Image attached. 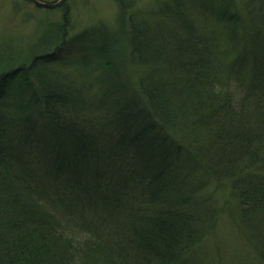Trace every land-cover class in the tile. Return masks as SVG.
Listing matches in <instances>:
<instances>
[{
	"label": "trees",
	"instance_id": "1",
	"mask_svg": "<svg viewBox=\"0 0 264 264\" xmlns=\"http://www.w3.org/2000/svg\"><path fill=\"white\" fill-rule=\"evenodd\" d=\"M211 2L223 54L216 28L150 27L126 4L77 36L70 72L45 65L67 30L27 62L0 53V264H204L219 178L250 226L236 256L264 264V0L242 34L233 1Z\"/></svg>",
	"mask_w": 264,
	"mask_h": 264
},
{
	"label": "rangeland",
	"instance_id": "2",
	"mask_svg": "<svg viewBox=\"0 0 264 264\" xmlns=\"http://www.w3.org/2000/svg\"><path fill=\"white\" fill-rule=\"evenodd\" d=\"M211 1H215L216 7L220 4L219 0H67L68 20L64 24L65 29L61 25L65 5L46 8L35 5L31 0H0V53L8 52L6 57H11L14 60L12 63L27 62L34 53L53 48L52 44L38 46V41L34 43L44 28H52L53 35L50 38L54 42L59 41V39L56 40L58 34L67 30V46L57 53L54 60L45 65L57 71L70 72L75 69V65H71L70 62L78 60L80 55V51L76 48L78 47L77 38L80 35L92 37L93 28L100 23L115 27L120 12L119 6L126 4L130 8L127 14L134 12L139 18L149 23L150 27L160 21L169 25L175 24L183 31L186 30L183 21H193L205 28H216L219 32V45L221 46L218 54H223V48L227 43L223 35L228 29L224 25H213L208 22L213 19L209 11V9H214ZM232 1L235 10L241 15L242 23H240L239 32L242 34L248 31L247 18H250V14L246 13V8L250 7L248 6L250 0ZM243 40L242 35V39L237 44H243ZM238 45L236 49L239 48ZM227 55L230 58L228 61H231L237 55V51ZM5 60L8 59L5 58ZM242 66L241 64L240 67ZM249 69L250 66L246 63L241 70L246 78L249 77ZM213 182L211 191L207 195L212 196L216 215L210 230L195 247L194 257L198 259L199 256H206L204 261H200L204 264L207 263L206 260L210 261V264L247 263V258L236 255L248 253L244 242L250 248V226L238 224L235 212L230 211V208L236 204V199L225 185L226 181L219 178V181L214 180ZM237 231H240L242 237L237 236Z\"/></svg>",
	"mask_w": 264,
	"mask_h": 264
},
{
	"label": "water",
	"instance_id": "3",
	"mask_svg": "<svg viewBox=\"0 0 264 264\" xmlns=\"http://www.w3.org/2000/svg\"><path fill=\"white\" fill-rule=\"evenodd\" d=\"M35 5L39 7H46V8H54L62 4L66 0H56L53 2H46V1H41V0H32Z\"/></svg>",
	"mask_w": 264,
	"mask_h": 264
}]
</instances>
